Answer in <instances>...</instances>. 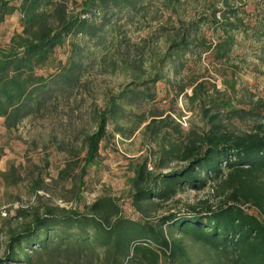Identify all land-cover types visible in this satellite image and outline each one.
<instances>
[{
  "label": "trees",
  "instance_id": "16d2710c",
  "mask_svg": "<svg viewBox=\"0 0 264 264\" xmlns=\"http://www.w3.org/2000/svg\"><path fill=\"white\" fill-rule=\"evenodd\" d=\"M218 1L224 7L214 4L208 21L223 32L213 43L200 35L201 21L177 14L184 0H80L72 7L68 0H0V125L12 131L25 119L55 108L81 83L85 58L131 41L126 25L146 31L141 45L148 35L159 33L161 53L149 66L131 64V81L95 106L94 129L85 134V154L79 158L80 174H75L74 156L58 172L57 180L83 186L88 169L99 162L109 125L137 117L138 123L145 122L146 115L132 107L155 98L152 87L168 67L183 69L188 55L210 52L217 60L230 55L241 24L230 21L237 15L230 0ZM157 2L158 16L151 14ZM16 10L20 28L4 43L3 24ZM156 20L160 23L154 28ZM66 45L64 60L56 51ZM198 94L194 89L191 98ZM232 106L227 102L223 113L238 116L242 110ZM223 113L209 115L204 132L189 130L168 144L165 139L171 131L180 133V124L162 112L151 115L144 131L163 141L160 157L152 169L148 157L132 162L128 178L131 206L139 217L127 215L120 198L109 193L83 208L21 206L16 217L22 222L6 232L0 264H199L191 262V243L207 247L211 264H264V126L228 130ZM210 183L220 189L218 204L203 201L187 211L158 213L187 188L200 191ZM33 186L38 196L44 179L36 178Z\"/></svg>",
  "mask_w": 264,
  "mask_h": 264
},
{
  "label": "rangeland",
  "instance_id": "374dc122",
  "mask_svg": "<svg viewBox=\"0 0 264 264\" xmlns=\"http://www.w3.org/2000/svg\"><path fill=\"white\" fill-rule=\"evenodd\" d=\"M78 1L68 0L70 7ZM229 2L237 9V15L230 21L241 24L239 31H235L236 43L230 55L218 60L210 52L203 53L201 57L188 55L183 69L168 67L165 77L152 87L155 98L142 106L132 107L133 112L146 115L145 122L138 123L137 117L109 125L99 162L88 169L83 186L78 188L75 180H57L58 172L66 160L74 156L75 174H80L79 158L85 154V134L94 129L95 106L103 104L107 94L123 89L131 81V64L143 61L149 66V60L161 53L164 45L159 33L148 35L145 45H141L139 43L143 42L142 37H146V31H135L136 26L126 25L130 42H122L105 55L92 47L87 48L95 53L85 58L87 63L82 70L81 83L71 94L60 99L55 108L25 119L12 131H6L0 125V256L6 232L22 222L16 217V210L21 206L83 208L97 196L109 193L120 198L127 215L139 217L131 206L128 178L133 175L132 162L148 157L150 168L160 157L163 141L149 138L144 131L154 113L162 112L180 124V133L171 131L165 139L166 144L169 140L182 139L189 130L204 132L209 128L208 116L226 112L229 101L233 108L242 111L238 116L223 113L226 129L243 132L264 126V0ZM15 3L19 4L18 1ZM214 4L218 8L224 7L218 0H184L177 14L185 19L201 21L200 35H204L208 42L216 43L223 29L215 28L208 21ZM158 7L157 2L152 15L158 16L155 12ZM20 17L19 10L7 16L3 24L4 43L20 28ZM157 20L153 23L154 28L160 23ZM68 50L67 45L57 49V56L65 60ZM194 89L199 92L196 99L191 98ZM176 165L178 163L172 164ZM11 167L12 176L7 178L6 173ZM39 177L44 179L45 187L37 196L33 185ZM213 183L200 191L187 188L165 203L158 213L187 211L191 205L201 207L203 201L218 204L219 188ZM191 249V262L211 264L212 253L207 247L191 243Z\"/></svg>",
  "mask_w": 264,
  "mask_h": 264
},
{
  "label": "built area",
  "instance_id": "2783aa9c",
  "mask_svg": "<svg viewBox=\"0 0 264 264\" xmlns=\"http://www.w3.org/2000/svg\"><path fill=\"white\" fill-rule=\"evenodd\" d=\"M150 168L152 169L153 167H150ZM248 210H249L250 212H252V213H255V214L260 215L259 211H258L257 209H255V208H250V207L248 206Z\"/></svg>",
  "mask_w": 264,
  "mask_h": 264
}]
</instances>
